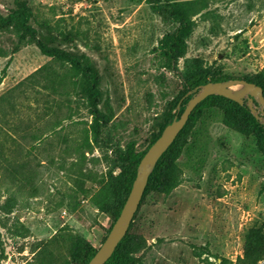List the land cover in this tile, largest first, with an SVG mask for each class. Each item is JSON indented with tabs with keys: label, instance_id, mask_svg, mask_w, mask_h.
<instances>
[{
	"label": "rangeland",
	"instance_id": "374dc122",
	"mask_svg": "<svg viewBox=\"0 0 264 264\" xmlns=\"http://www.w3.org/2000/svg\"><path fill=\"white\" fill-rule=\"evenodd\" d=\"M208 2L172 70L158 47L176 24L154 9L155 0H0L3 16L24 3L47 45L84 55L100 76L101 110L114 113L87 148L92 117L80 76L44 56L20 26L0 29V96L47 64L60 84L44 88L41 73L0 111V264H78L77 240L99 249L115 223L114 206L94 205L98 191L115 184L118 203L137 174L118 151L131 141L144 151L204 76H264V0ZM231 108L206 102L163 159L158 174L173 161L181 183L169 195L150 189L141 203L129 234L140 246L136 264L236 263L264 237V136L243 111L240 124L228 125ZM55 121L61 127L49 133Z\"/></svg>",
	"mask_w": 264,
	"mask_h": 264
},
{
	"label": "trees",
	"instance_id": "16d2710c",
	"mask_svg": "<svg viewBox=\"0 0 264 264\" xmlns=\"http://www.w3.org/2000/svg\"><path fill=\"white\" fill-rule=\"evenodd\" d=\"M208 5H209L208 0H155L154 9L160 12L162 15H164L169 21L176 24V28L173 31L166 33L162 37L158 47L164 58L165 66L168 67L169 69L175 70L178 60L184 57L185 54L187 53V49H188L187 39L192 35V33L194 32L197 26V21H196L197 17L206 14ZM30 19H31V12L29 8L24 3H22L19 5L18 9L15 12L7 16H3L2 14H0V29L5 30L12 25L20 26V28L23 30V33L26 36H28L31 40H33V42L37 45L40 52L44 56H47L52 60L59 62L61 64L68 65L70 71H72L75 75L80 76L79 87L82 89L83 93L86 96V105L89 114L92 117L91 123L86 130V135L83 141L87 148H91L92 143H97L100 140L103 129L112 120L114 115L111 108H108L106 112H103L100 108L102 102V92L100 88V76L98 74V71L92 64L88 62L87 58L84 55L79 56V55L71 54L60 48L49 46L46 43H44L38 37V31L30 24ZM41 73H45L43 77L44 80L47 82V84H44L43 87L52 88L54 91H57L58 87H60V84L58 86L55 85L54 82L55 79L53 73L51 72L50 65L48 64L44 65L38 70H36L34 73L29 75L26 79H24L21 83H19L17 86L12 88L10 91L0 96V111L3 113V107L5 106L13 107L15 98L25 94V90L22 88V86L33 84L36 76ZM244 80L254 83L258 86H261L264 92L263 75H258L254 80H247V79ZM222 81H225V79H215L211 82H222ZM1 82H2V78H0V83ZM209 82L210 81L206 79V76H204V78L202 79L197 80L196 83L191 87V90L193 91L192 96L196 92H198L201 86ZM61 84L63 87H65L63 83ZM192 96L184 101V103L180 106V109H177L178 101L176 102L175 104L176 112L174 114L169 115V119L162 125L158 134L152 139V142L144 151L136 153L134 151L135 143L131 141L127 145L126 150L124 152L118 151L119 159L122 162L131 163L137 168L141 159L147 152V150L159 138L164 128L175 117L179 118L182 115L185 107L188 104V101L192 98ZM212 99L224 100L236 107L234 111L233 108H231L229 114L227 112L228 115H227L226 123L228 125L232 127L234 126L236 127L237 126L236 124H240V122L235 123L237 122L235 117L241 115V112L243 111L244 114H242V119L247 121V119L250 118L254 123L257 131L263 134L264 136V123H261L251 114L250 109L247 105V100L245 101V104L241 106L238 103L222 96L212 95L207 97L205 100H203L195 107L184 128L179 132L174 142L169 146V148L163 153V155L156 163L152 173L148 178V182L144 190L139 207L143 202L144 198L147 196L150 189H156L165 195H169L174 189H176L180 185L181 181L178 178L177 168L173 161H171L168 165H166L165 172L162 176L158 174V171L166 155L172 152L176 148V146H178L179 143H181V139L183 138V135L186 133L188 129V125L190 121L194 118L195 114L199 112V110L205 105L206 102ZM4 114L5 113H3V115ZM60 127L61 124L58 121L51 123V129L49 130V133L58 132V129ZM36 138L39 139L38 136H36ZM135 178H136V170L132 178L128 181V187L123 199L118 203H116V199H114L115 196H117L118 194V189L116 185L112 183L103 185L97 193V196L94 201V205L103 211H109V208L114 206V208L117 209V213L115 215V221H116L128 198V195L131 191L132 184ZM160 178H162L161 179L162 181H160ZM116 204H118V206H116ZM137 211L134 215V218L129 226L126 235L117 245L115 251L113 252L111 257L108 259V261L105 264H136L132 254L135 250H138L140 246L138 245L136 247L134 246L133 240L130 239L129 234L133 221L136 217ZM75 245H76V250L79 253L78 257L80 258L78 264H87L95 255V253L98 251V249L96 250L91 248L87 249L82 245V241L80 240H77ZM198 256L201 257L200 254H198ZM3 258L4 257L0 243V261ZM263 259H264V237L261 236L259 237L256 246L254 248L249 247L245 255L243 257H239L236 263L226 258H220L219 262L209 261V259L207 258L205 259V264H258Z\"/></svg>",
	"mask_w": 264,
	"mask_h": 264
},
{
	"label": "water",
	"instance_id": "95a60500",
	"mask_svg": "<svg viewBox=\"0 0 264 264\" xmlns=\"http://www.w3.org/2000/svg\"><path fill=\"white\" fill-rule=\"evenodd\" d=\"M241 86L240 89H233ZM212 95H218L230 99L243 106L247 100V105L254 117L264 123V92L261 86L248 82L244 79H232L222 82H209L201 86L192 98L188 101L182 115L175 117L163 130L159 138L150 146L141 159L136 178L132 184L131 191L121 210L119 217L113 224L109 234L101 247L87 264H105L115 251L117 245L126 235L134 215L141 202L148 178L152 173L156 163L163 153L174 142L179 132L184 128L195 107ZM257 102L261 108L259 114L254 103ZM180 109V105H178Z\"/></svg>",
	"mask_w": 264,
	"mask_h": 264
}]
</instances>
